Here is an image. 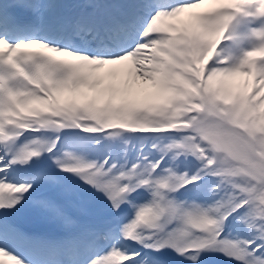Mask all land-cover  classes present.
Returning a JSON list of instances; mask_svg holds the SVG:
<instances>
[{"label":"snow or ice","instance_id":"1","mask_svg":"<svg viewBox=\"0 0 264 264\" xmlns=\"http://www.w3.org/2000/svg\"><path fill=\"white\" fill-rule=\"evenodd\" d=\"M0 264H264V0H0Z\"/></svg>","mask_w":264,"mask_h":264},{"label":"rangeland","instance_id":"2","mask_svg":"<svg viewBox=\"0 0 264 264\" xmlns=\"http://www.w3.org/2000/svg\"><path fill=\"white\" fill-rule=\"evenodd\" d=\"M235 84H238V85H242L243 84V78H237L235 81H234ZM149 90H151L150 86H149Z\"/></svg>","mask_w":264,"mask_h":264}]
</instances>
